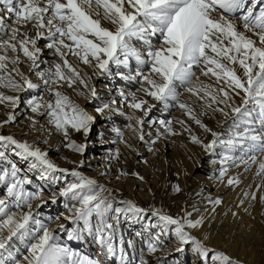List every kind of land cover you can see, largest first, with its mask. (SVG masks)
<instances>
[{
	"label": "snow or ice",
	"instance_id": "1",
	"mask_svg": "<svg viewBox=\"0 0 264 264\" xmlns=\"http://www.w3.org/2000/svg\"><path fill=\"white\" fill-rule=\"evenodd\" d=\"M237 19L239 25L234 22ZM45 51L52 59L46 58ZM71 57L91 67L92 74L84 73ZM24 64L27 72L21 68ZM32 75L39 83L33 82ZM201 76L212 82L201 80ZM93 77H119L135 89L118 90V98L109 90L105 102L96 86L89 84ZM0 89L14 93L0 91V105L11 110L0 127L17 121L16 110L23 102L35 114L27 117L31 127L43 128L37 117H46L52 129L49 134L59 133L63 147L83 156L87 143L78 142L74 134L87 140L97 115L111 119L115 114L135 121L127 127L141 141L145 125L159 123L164 133L176 136L188 132L192 143L218 155L221 182L231 168L243 166L248 172L256 166L254 177L260 180L257 191H243L238 206L245 199L264 202V0H0ZM63 89L99 101L94 108L97 115L73 101ZM180 89L202 101L203 108L230 120L226 137L199 119L207 111L197 114L181 101ZM29 92L36 94L22 100L21 94ZM157 105L161 112L174 107L183 110L212 139L205 144L191 134L184 120L153 119ZM125 109H131V114ZM174 123L182 131H176ZM112 131L119 139L111 143L131 147L119 128ZM8 153L26 161L32 175L11 162ZM119 157L116 148L104 159ZM0 161L6 165L0 167V264H100L59 244L57 230L40 219L39 210L60 198L73 203L65 204L70 214L64 216L72 227L58 224L59 232L66 233L69 241L91 239L117 264H129L124 248L117 249L114 243L115 229L121 216L135 221L148 213L131 200L117 199L106 185L79 171L85 165L83 159L70 161L75 168H61L39 147L0 134ZM211 163L215 165L217 160ZM110 168L109 164L101 175ZM33 175L51 183L68 176L74 179L53 191L49 200L43 188L30 189ZM127 175L121 170L116 179ZM131 175L143 179L138 173ZM242 182L240 175L227 178L228 186ZM172 191L180 193L182 189L175 184ZM206 199L213 213L223 203L220 198ZM198 211L193 206L192 212L185 210L182 217H174L153 208V227L159 232L147 250H163L162 237L172 234L177 241L174 250L183 252L190 246L202 264H242L225 251L210 247L208 236L201 239L193 234L192 230L202 229L207 222L203 215L194 218ZM21 243L26 245L27 254H21ZM139 264L145 261L141 259Z\"/></svg>",
	"mask_w": 264,
	"mask_h": 264
},
{
	"label": "rangeland",
	"instance_id": "2",
	"mask_svg": "<svg viewBox=\"0 0 264 264\" xmlns=\"http://www.w3.org/2000/svg\"><path fill=\"white\" fill-rule=\"evenodd\" d=\"M107 26V25H105ZM251 35V33H250ZM155 42V41H154ZM45 56L48 59L50 58V55H48L47 51H45ZM71 62L73 64H76L84 73L91 75L93 69L90 67L78 63L77 60L71 59ZM133 67H135V62L133 63ZM22 70L25 72L28 71V65L24 64L21 66ZM239 71V70H238ZM199 75V73H197ZM31 79L33 82H37V78L32 75ZM93 80L95 81V77H93ZM201 80H205V82H212L207 80V78L201 76ZM214 80V78H213ZM39 82V81H38ZM37 82V83H38ZM92 79L89 81V84L91 85ZM94 85L98 89V92L100 96H105L104 98L105 102L107 99H109V96L107 92H104V90H100V87L105 88L109 85L106 82H102L101 80L96 79ZM79 87V86H77ZM0 91H4L7 94H14L9 92L7 89H0ZM63 91L66 92L67 95L71 97L73 101H75L77 104H79L81 107L87 109L89 112H91L93 115H97L94 112V108L96 107L95 102L97 101H91L90 97L86 95H77L75 91L72 89H63ZM181 95L183 97H189L190 105L197 110H200L202 107V101L198 100L197 97L190 95L188 92L184 91L183 89H180ZM117 92V91H116ZM22 95V100H26L27 98H30L31 92L24 93ZM181 96V97H182ZM180 97V98H181ZM46 99H50L47 94H45ZM182 99V98H181ZM90 100V101H88ZM236 102H240L239 98H237ZM237 103V104H238ZM24 105L22 102L20 107L16 110L19 113V109ZM2 107L3 111H0V121H3L7 118V113L11 111L10 109L4 107L3 105H0ZM213 107H216V105H213ZM222 107V106H221ZM157 109V108H156ZM154 109V110H156ZM205 108H203L204 110ZM28 112L31 113L30 109H28ZM175 120H184L185 123H190L191 128L196 136H198L203 142L206 143L205 140H207L206 132L202 128H200L198 125L193 123L183 112V110L179 108H175L172 110ZM160 113V110H156ZM207 115H200L199 118L201 121L205 124L210 126V123H212V126L217 128L218 124L220 123V120L222 118V114L219 112L213 113L211 109H206ZM202 112V111H200ZM32 115H35L31 113ZM131 114V113H129ZM137 115H140V113H136ZM198 114V113H197ZM114 115V114H113ZM118 117L111 119L110 122L103 121L102 117L97 115V121L94 124L91 132L89 133V136L87 137V140L80 135V134H74V138L77 139L78 142L81 143H87V150L83 156H80L78 154H75L65 148L66 150L62 149V153H60L56 159L57 162L60 163L62 166H68L69 169L75 168L77 165L71 163L70 161H76L77 163L83 159L85 161V167L79 168L78 170L84 171L85 175H88L90 177L93 176V174L97 171V168L94 166H88L89 164V158L91 154H93L94 157L98 158L99 161L102 163L101 165L108 166L110 163L104 159L102 156L103 153H109V150L114 151L116 148H119V150L122 152L121 157V166L123 168H133L136 172L139 173L140 177H143V179H138L136 176L133 175H127V176H121L120 179H116V176L121 171L120 168L118 169L116 166L114 167L113 164L110 165V171L106 174V184L111 185L113 187H116L113 192L115 195H119L122 193L124 197L127 198H139L140 202L143 200L144 197L146 199L150 200L148 202V215L142 216L135 221L126 220L123 216L120 218V222L117 225L115 229V238L114 243L119 249L120 247H123L125 250V253L127 255L128 261L134 262V264H139L140 260L143 259L145 261V264H202V261L200 258H198L192 251L190 246L185 247V251L180 252V254L176 255H168L165 257H162L163 254H168L169 248H174L177 246V241L174 237V235L170 234L168 236L162 237L164 241V249L159 250L156 253H150L147 250V245L149 242H152L156 236V234L159 232V229L157 227H153V224L156 222V218L151 216V210L153 208V202L155 198L150 196V191L154 188V186L159 185L161 182H164V186L166 189L168 188L171 195L177 196L179 200L182 199V194L195 186L202 185L203 182H205V179L202 177H205L206 172L204 169H202L201 166H195L196 160H200L201 163L205 162L206 160L202 159V154L204 152V149L201 145H197L191 142L190 135H186V132H183L182 135H177L179 138L183 137L181 141L183 142V148L176 147L174 151L171 152V150H168L167 143L165 140V143L163 142V138L167 139L169 134H166L163 132V129H161V126H158L156 124L153 127H148L145 125V130H150L151 135H153L156 139L155 146L157 147L156 153L153 150L152 144H145L141 142L140 140L136 139L137 134L132 131L129 127H127V123L125 121H122L121 118L126 119V117L116 115ZM25 119H22L21 121L14 123V124H7L3 127H0V129H3V132L7 135H12L19 137L20 141H29L31 133L29 130H25L26 128L29 129L28 126H26ZM45 117H41V121H44ZM113 121V122H111ZM40 122V119H39ZM131 123H135V121H131ZM221 124H224L221 123ZM26 126V127H25ZM113 128H119L121 132L124 134V139L128 142V144L131 145V147H126L123 143H117L113 144L111 143L112 140H118L119 138L116 136V133L112 131ZM151 128V129H150ZM159 128V129H157ZM180 127H177L178 132L182 131V129H179ZM144 130V131H145ZM156 130L161 134L159 137H157ZM176 130V131H177ZM180 130V131H179ZM217 130V129H216ZM29 132V133H28ZM146 133V132H145ZM175 141L176 138L174 137ZM178 142V141H177ZM42 147H45L44 143L41 144ZM152 147V148H151ZM151 148V151L149 150ZM165 153V157L168 158V165H164L163 161L161 160L160 156L162 153ZM9 159L11 162H14L18 165L19 168H21L25 173H28V163L15 155L8 153ZM62 155V156H61ZM115 160V159H114ZM170 163V167H169ZM167 164V163H166ZM117 165V164H116ZM202 165V164H201ZM6 166L4 162L0 161V167ZM105 167V168H106ZM104 168V169H105ZM204 172V173H203ZM29 175H32L31 173H28ZM33 183L30 185V189L32 191H37L40 188L44 189L45 198H48L50 200L51 193L53 191L58 192L61 186L64 183H67L69 181H72L74 178L71 176H68L66 179H61L60 181L56 183H51L47 181H42L38 179L36 176L33 175ZM202 178V179H201ZM124 184V185H121ZM175 184H179L182 191L180 193H174L172 191V186ZM148 187V188H147ZM208 189L205 188V191ZM209 191V190H208ZM126 192V193H125ZM129 194H132V196H129ZM164 189H160L158 192H156V196L164 197ZM209 195H213V192L210 190ZM150 196V197H149ZM205 197V196H204ZM150 198V199H149ZM66 203H73L71 201H66L65 198H60L57 203H51L49 202L47 205L43 206L39 211L41 213L40 219L45 223L50 225L51 227L54 224H66L69 227H72V225L68 224V221L64 219V216L69 215L68 208L65 206ZM139 206H143L142 203L137 202ZM34 210H35V204H34ZM163 210L165 208L163 207ZM258 217L256 221L251 220L250 225L256 230L254 231L259 236V245L254 246V250H256V258L258 259L257 264H263L264 263V202H259L258 207ZM59 217V219H57ZM51 218V220L49 219ZM57 234L59 239L65 241L67 240V234L64 232H59L58 229ZM120 233L122 236L124 235V238H118V235L120 236ZM87 243V247L89 251H86L83 247V245L78 241H73L70 245V248H72L74 251H77L81 254L87 255L88 257L96 260H100V257H103L101 255V251H99L98 248H96L94 245V241L91 239H88L85 241ZM63 245V244H62ZM18 247L20 249L21 254H27L25 249L26 245L21 243L18 244ZM101 263V262H100Z\"/></svg>",
	"mask_w": 264,
	"mask_h": 264
},
{
	"label": "bare ground",
	"instance_id": "3",
	"mask_svg": "<svg viewBox=\"0 0 264 264\" xmlns=\"http://www.w3.org/2000/svg\"><path fill=\"white\" fill-rule=\"evenodd\" d=\"M234 22L237 25H239L241 23V21L239 19L235 20ZM241 30H243V29H241ZM248 35H250V33H248ZM50 58H52V57L50 56ZM74 58L75 57H71L70 60L74 59ZM134 62L135 61H133V63ZM96 79L101 80L102 82H106L109 85L108 87H106V89L100 87V90H104V92L108 93L107 96H109V90H111L112 97L118 98V90L128 89V88H131L132 90L135 89V86L127 84V82L121 80L119 77H116L114 79H104L102 77H95V81H96ZM95 81L92 79L91 85H94ZM35 94H36L35 92H31V95H35ZM48 97L51 99L50 96H48ZM102 97L106 98L105 96H102ZM181 98H182L181 101L187 102L190 105V102H189L190 98L189 97H183L182 96ZM90 100H91V98H90ZM90 100H88V101H90ZM98 103H99V101L95 102V105H97ZM236 103H238V102H236ZM160 108H161V106L157 105L156 110H160ZM171 109L173 110L174 108H171ZM19 110H20L19 113L17 111V114H16L17 115V122L21 121L22 119H25L24 121L27 123L26 126L29 127V129L26 128L25 130H29V132L31 133V136H30L31 138L28 141V143H30L36 147H39L43 151H46L48 153L49 158L52 161H54L57 165H59L61 168H68L69 169L68 166H62V165H60L59 162H57L58 160L56 159V157L60 153H62V151H61L62 149H64V150H66V149H65V147H63V141H62L59 133H53L51 135L49 134V132H51L52 129H51V126L48 125V123H47V118L45 117V120L41 121V117H37L38 120L40 119V122H39L40 125L43 126V128H39V130H38L37 128H33L30 126V122L27 119V117L32 116V114L28 112L26 105L24 104ZM156 110H153V112L151 114L153 119H156V120L172 119L175 121L173 112H171V110H169L167 112H161L160 111V113ZM205 110L206 109L203 110V108H200V110L196 109V112L199 114L200 111H205ZM0 111H3L1 106H0ZM125 111L127 113L132 112L131 109H125ZM221 116L223 119L220 120V123L218 124V126L216 128L217 130L215 129L214 126H212V123H210V126H211L210 128H212L214 131H216L218 133H221L223 137H226L228 134V128L230 125V120H228V118L224 117L223 115H221ZM115 117H118V116H116L114 114V115H112L111 119L113 120V118H115ZM123 117H125V116H123ZM42 118H44V117H42ZM102 119H103V121H107V122H110V120H111V119H105V118H102ZM121 120L125 121L127 124L131 123V121L125 120L123 118H121ZM17 122H14V123H17ZM111 122H113V121H111ZM223 122H224V124H221ZM14 123H12V124H14ZM193 123H195V122L193 121ZM156 124H158V126H160L159 123H156ZM186 124L191 128L190 123H186ZM173 127L175 130H177V127H180V125L174 123ZM157 129H159V128H157ZM161 129H163V128H161ZM179 129H181V127ZM145 132H146L145 139L143 141H141V140L140 141L145 143L146 145L148 143L152 144L153 150L156 153H158L156 150L157 147L155 146V144L157 142L152 143L153 140L156 141L155 137L153 135H147V133H151L150 130H145ZM156 132H158V131L156 130ZM194 133L195 132L191 128V134L195 135L196 133L195 134ZM0 134L7 135L3 132V129H0ZM185 134L189 135L188 132H186ZM206 134H207V136H206L207 140H205V141H206V143H208L212 139V136L209 133H206ZM14 137L16 139L20 140V136L19 137L14 136ZM174 137L176 138V141H175ZM183 137H184V135H183ZM183 137L179 138L177 135L173 136V135L169 134L167 139L163 138L162 140L164 143H165V141L168 142L167 146H165V147H167V148L169 147L168 150H171V152H172V151H174V149H176L177 146L183 148V146H184L183 142H182L183 140L181 141V139H183ZM136 139L139 140L138 135L136 136ZM22 141H24V140H22ZM43 143H44L45 147H42L41 144H43ZM216 151H217V153H219L221 151V149L217 148ZM108 154L109 153H103L102 156L105 158ZM164 154L165 153L163 152L161 154L160 158L163 161L164 165H168V158H167V156L165 157ZM121 157H122V152L120 151L119 160L113 159V160L108 161V162L110 163V165L113 164L114 167L116 166L118 169L120 168V170H123L124 172L129 173V175L131 173H138L133 168H130V169L129 168H123L121 166V161H120ZM202 159L206 160V163L205 162L201 163L200 160H196L195 166H201L202 169H204V171L206 172L205 177H202L203 179H205V182H203L202 185L195 186L193 188L186 190L182 194L183 196H182L181 200H179L177 198V196L171 195L169 189L168 188L166 189V187L164 186V182H161L159 185L154 186V188L150 191V196L151 197L153 196L155 198V200L153 202V208L161 209L166 214L173 215L174 217H176V216L182 217L185 213V210L188 212H192L193 206H195L197 209H199V211L194 213V218H199L201 215H203V216L207 217V222L205 223V225L203 226L202 229L192 230L194 235H197L201 239H203L204 236H208L209 239H208V241H206V243L210 247L225 251L227 254H229L233 258L239 259L242 262V264H257L258 259L256 258V255H255L257 252H256V250H254V247H252V245L258 246L260 241H259V237H258L259 235L254 232L256 230L250 225V222H251V220H253V221L257 220V217H258L257 207H258V204L260 201L259 200L251 201L250 199H245V203L242 206H238L240 204V200L244 198L242 196L243 191H249V192L257 191L255 186L260 183V180H259V178L254 177V173L256 171V166H253L251 171H248V172L244 171L243 166H241L239 168H235V167L231 168L229 170L228 176L240 175L243 182L239 186H228L227 185L228 176L223 178V182H221V180L219 179V168H220V165L218 163L219 156L218 155L217 156L210 155L209 153L205 152V150H204V152L202 154ZM213 159L217 160V164L213 165L211 163V160H213ZM89 164L92 166L95 165V167L97 168V171L93 174L92 177L96 178L99 183L106 185L110 190L115 192L114 190L116 189V187H114V185L112 187L111 185L106 184V179H105L106 175H101V173L105 171L104 168L106 166L103 167L101 165L102 163L99 161V159L94 157L93 154H91V156L89 158ZM83 167H85V165ZM83 167H81V168H83ZM169 167H170V163H169ZM79 171L84 173V171H82V170H79ZM65 184L66 183H64L61 186V188H63L65 186ZM121 185H124V184H121ZM205 188H207L209 191L208 190L205 191ZM160 189L161 190L164 189V195L165 196L162 195L164 197H160V196L157 197L156 196V192H158ZM210 190L213 192V195H209ZM197 193H202V195H197ZM116 196H117V199L131 200L135 204H138L137 202L142 203V205H144V207L143 206L141 207L139 205L138 206L141 208H144L146 211H148L147 205H148V202H150V200H151L150 198H149L150 200H148V199H146V197H144L143 200H141V202H140L139 198H137V197H135L134 199L133 198H127V197H124V195H122V193H120L119 195H116ZM129 196H132V194H129ZM209 196L213 199L220 198L223 201V203L221 205L216 206V211L214 213L211 211L212 205L206 199ZM132 197H134V196H132ZM163 207L165 208V210H163ZM233 212H236L237 215L233 216L232 215ZM50 228L56 230L57 224L52 225ZM118 238L123 239L124 235L122 236V234L120 233V236L118 235ZM57 242L61 245L63 244V246L70 247V245L73 241H69L67 239L65 241L58 240ZM79 242L83 245V247L86 251H89V249L86 245L87 243H85V241H79ZM93 246L98 248L99 251H101V255L103 256V257H100V260H101L100 264H117V261L114 260L113 258H110L107 255L106 250L103 249L100 245H98L97 243L94 242ZM174 249H175V247L169 248L168 254H163L162 257L166 258V256L171 255V254L172 255H176L178 253L180 254V252H176ZM129 264H134V262L130 261Z\"/></svg>",
	"mask_w": 264,
	"mask_h": 264
}]
</instances>
